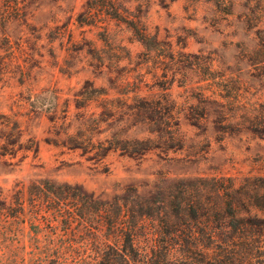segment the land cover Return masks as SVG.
<instances>
[{
  "label": "rangeland",
  "instance_id": "1",
  "mask_svg": "<svg viewBox=\"0 0 264 264\" xmlns=\"http://www.w3.org/2000/svg\"><path fill=\"white\" fill-rule=\"evenodd\" d=\"M9 1L0 10V264H264V231L208 215L221 207L212 179L239 198L264 196V0H117L136 30L106 15L80 23L87 0ZM125 142L157 147H114ZM45 182L78 186L114 212L117 199L133 249L113 246L108 222L95 230L92 199L68 229L35 219ZM17 193L24 213L7 221L3 203ZM187 202L198 217L184 215Z\"/></svg>",
  "mask_w": 264,
  "mask_h": 264
},
{
  "label": "trees",
  "instance_id": "2",
  "mask_svg": "<svg viewBox=\"0 0 264 264\" xmlns=\"http://www.w3.org/2000/svg\"><path fill=\"white\" fill-rule=\"evenodd\" d=\"M3 2H6L7 5ZM9 0H0V10L2 7L11 8ZM109 16L117 20L127 23L133 30H136V25L131 19L126 18L121 14V8L117 0H87L85 5V10L78 14V21L82 24L95 25L101 22L103 16ZM138 31V30H137ZM141 39H146V36L140 32ZM151 120V118H149ZM152 120H155L152 118ZM121 149L130 155H139L146 152L151 147H157L145 144L136 145L122 143L120 145L114 146ZM112 146L109 147V149ZM212 192L215 193L216 198L221 204L220 211H211L208 215L213 217V219L222 216L224 218L221 227L231 228L233 231L246 232L247 234L262 233L264 231V217H259L254 214L253 211L264 210V196L263 194L255 193L254 195L244 194V198H239L237 196L238 188H235L231 182L224 184L223 181L219 179H212ZM37 200L33 198V204L31 208L33 209L35 219L38 217H53L54 219H59L62 223L67 225L66 229L70 228L72 223L82 219L89 215L88 208L90 207V202L95 204V221L99 223L95 230L100 231V226L103 223L108 222V229L112 232H117L113 246L124 253L127 248L133 249V232L127 224L128 215L126 210L122 209L120 202L115 199L114 206H117V211H112V205L109 200H105L86 193L82 188L78 186H71L69 184H54L52 182L41 183L36 187ZM20 193L14 195V201L9 203H3L2 209L6 220L8 221L11 217H16L24 213L25 205L24 198L19 196ZM44 195L46 205L43 204L42 199L39 196ZM6 202V201H5ZM187 202L185 205L187 208L183 209L184 215L190 219L198 217V210L194 208V205ZM238 204L245 208L247 214L246 217L238 211ZM48 207V208H47ZM147 215L148 212H144ZM215 213V214H214ZM50 216V217H49ZM51 223V219H49ZM47 222V221H46ZM47 222V223H49ZM119 236V237H118ZM124 236L127 241L126 246L123 248L120 243L119 238ZM103 244V243H102ZM105 247H109L110 244H104Z\"/></svg>",
  "mask_w": 264,
  "mask_h": 264
}]
</instances>
